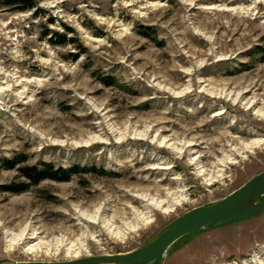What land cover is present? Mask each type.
Listing matches in <instances>:
<instances>
[{"label": "rangeland", "instance_id": "obj_1", "mask_svg": "<svg viewBox=\"0 0 264 264\" xmlns=\"http://www.w3.org/2000/svg\"><path fill=\"white\" fill-rule=\"evenodd\" d=\"M36 8L0 5V186L25 181V166L79 172L0 192V264L137 250L264 171V144L243 149L264 142V118L236 96L256 95V109L264 101V0H39ZM46 30L74 43L52 44ZM12 160L24 161L6 169ZM141 195L182 202L143 222ZM25 227L36 233L31 244L46 243L39 251L10 246ZM159 264H264V213L187 235Z\"/></svg>", "mask_w": 264, "mask_h": 264}, {"label": "water", "instance_id": "obj_2", "mask_svg": "<svg viewBox=\"0 0 264 264\" xmlns=\"http://www.w3.org/2000/svg\"><path fill=\"white\" fill-rule=\"evenodd\" d=\"M264 171L212 204L181 216L151 242L126 253L96 256L51 264H159L166 251L181 238L264 213Z\"/></svg>", "mask_w": 264, "mask_h": 264}, {"label": "trees", "instance_id": "obj_3", "mask_svg": "<svg viewBox=\"0 0 264 264\" xmlns=\"http://www.w3.org/2000/svg\"><path fill=\"white\" fill-rule=\"evenodd\" d=\"M39 0H0V5L10 7L17 11H26L35 9V15L39 14V10L36 8V4ZM140 34L144 37L155 39L152 37V33L149 30L141 31ZM44 36H49V41L55 45H65L67 43H74V40L67 38L66 35H59L51 30H46L43 33ZM258 53L261 54L260 60L264 62V48H258ZM102 83L105 86H117L115 78H102ZM24 160H12L7 163L6 169H13L19 163ZM20 176H22L25 181L20 183H12L9 185L0 186V192H6L11 194H21L29 190L30 187L38 185L44 180H52L56 182L68 181L70 177L79 172L75 167L69 168L67 170H54L51 164L42 163L40 167H21L18 169ZM94 172L95 170H90ZM108 175V174H107Z\"/></svg>", "mask_w": 264, "mask_h": 264}, {"label": "bare ground", "instance_id": "obj_4", "mask_svg": "<svg viewBox=\"0 0 264 264\" xmlns=\"http://www.w3.org/2000/svg\"><path fill=\"white\" fill-rule=\"evenodd\" d=\"M224 95V96H229L230 94H225L223 92H213V91H210V95L213 96V95ZM233 94V93H232ZM241 95V101L239 100V102H241L240 104L244 107L245 110H250L253 108L254 110V115L255 116H258L260 118H264V101H262V103H260V106L259 108H255L258 104V99H257V96L254 95L253 98L251 100H245V96L242 92L241 93H238L236 94V96H239ZM252 95V94H251ZM237 98V97H236ZM234 99V101H237V99ZM153 141V139H152ZM160 142V141H159ZM264 144V142L262 140H254L253 142L249 143V144H246L244 145V148H250V147H257L261 144ZM161 145H164L165 147L167 148H170L172 150H175L177 151V153L182 150L181 148H176V146H173L172 144H166L164 143V141H161L160 142ZM159 144V145H160ZM243 144V143H242ZM246 150V149H245ZM240 153V152H239ZM203 173V171L201 170L200 171V174ZM210 176V175H209ZM210 181V180H208ZM140 199L142 200V202H145L144 204V209L146 210V212L142 215H140L138 218L143 221V222H148V217H146V214H150V212L152 210H161L163 209L162 211L164 213H167V212H171L174 207H177L180 205V203L182 202V199H174V201H169V200H157L155 198H146L147 196L146 195H141L139 196ZM166 206V207H164ZM173 208V209H172ZM94 216V215H93ZM150 217V216H149ZM91 218V217H90ZM95 220V218H94ZM106 220V219H105ZM93 221V220H92ZM90 222V221H89ZM95 222V221H94ZM93 223V222H92ZM104 223V226L106 228V230H109L112 234V232H114V230L112 229V223H110V221H103ZM137 226L134 225V226H131L130 228H133L135 229ZM117 230V229H116ZM115 233V237H118V238H123V236L125 235L124 233L122 234L119 230L114 232ZM114 234H112L113 236ZM34 238H37L36 237V233L32 230V228L30 227H25L22 229V231L17 235V236H11L10 238V246L11 245H15L18 241H22V243L27 246V248H25L27 250V252L29 253H33V252H37L39 251L44 245H46L45 242H42V241H39L37 244H31L32 241L34 240ZM9 246V245H8ZM77 251V250H76ZM75 252V251H74ZM75 254V253H74ZM122 254V253H120ZM73 255V254H72ZM77 255V254H76ZM109 255H112V254H108V255H104V256H109ZM74 256V255H73Z\"/></svg>", "mask_w": 264, "mask_h": 264}]
</instances>
